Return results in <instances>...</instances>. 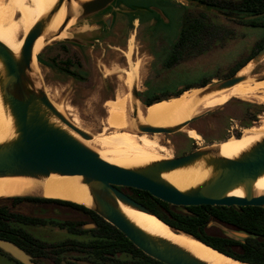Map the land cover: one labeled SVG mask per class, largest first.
<instances>
[{
    "label": "water",
    "instance_id": "95a60500",
    "mask_svg": "<svg viewBox=\"0 0 264 264\" xmlns=\"http://www.w3.org/2000/svg\"><path fill=\"white\" fill-rule=\"evenodd\" d=\"M112 2L113 0H55L28 29L17 53L0 41V101L4 113L10 118L12 129L11 135L0 141V177L41 180L51 174L77 176L89 198V205H83L117 228L144 254L165 264H211L173 241L144 230L128 218L122 210V205L154 214L119 187L147 191L153 197L175 206L203 204L264 208V192L257 194L254 188L256 181L264 177V135L231 157L221 155L219 147L210 144L179 156L163 157L141 165H117L104 160L94 149L83 143V140H89L93 136L76 126L53 104L45 92L39 72L34 67L35 41L44 35L62 7L65 9L64 17L57 30L45 38L47 43L60 36L71 19L85 18L105 9ZM73 4L77 5L74 10ZM153 9L162 14L159 9ZM211 11L244 20L264 15V12H260L237 17L215 8H211ZM68 40L79 43L76 38ZM263 57L264 45L229 77L195 87L201 89L193 101L246 81ZM241 70L244 72L241 73ZM253 80L258 82L264 78L253 77ZM130 97L132 101L133 93ZM151 104H146L145 107ZM213 109H206L181 123L168 126L140 122L136 111H133L135 131L147 135L173 134L189 127L192 122ZM190 168L204 171L205 177L188 188L179 189L163 177V174ZM236 189L241 191V195H229ZM92 226L90 223L84 225L85 228ZM231 233L232 235L228 234L230 237L241 241L248 236L243 231L232 230ZM0 249L22 264H38L20 247L6 239L0 238ZM221 254L240 264H252Z\"/></svg>",
    "mask_w": 264,
    "mask_h": 264
},
{
    "label": "trees",
    "instance_id": "16d2710c",
    "mask_svg": "<svg viewBox=\"0 0 264 264\" xmlns=\"http://www.w3.org/2000/svg\"><path fill=\"white\" fill-rule=\"evenodd\" d=\"M193 1L205 2L211 8L223 10L228 14L240 17L264 12V0ZM237 21L254 28L264 29V15L249 20L240 18ZM195 26L196 51L204 49L210 41L211 43L214 42L226 31V29L221 30V26L214 24L207 17L203 16L201 18L196 17ZM263 45L264 34L255 41L252 49L245 56L238 58L229 67L226 76L232 75L239 70ZM37 60L40 64L54 68L61 73L66 71V64L57 55L43 58L38 54ZM209 82V78H204L198 85H185L172 94L147 99V104L167 99L171 96H178L188 88L203 86ZM243 104L249 106L246 102ZM256 108L251 115L253 118L260 112H264L263 106H257ZM243 126L250 127V124L243 123ZM237 136L239 135L237 134ZM184 153L186 152L182 154ZM119 189L144 205L151 213L173 230L190 235L204 245L210 246L234 259L252 264H264V208L259 206L227 207L203 204L196 206H175L153 197L149 192L144 190L132 187H119ZM0 203H3V205H0V238L10 239L18 243V245L20 244L18 241L22 239L34 241L36 258L40 256L39 253L44 248V243L37 239L35 240L22 228L15 227L9 221L10 219L13 218L20 222L32 224L49 222L52 226L64 229L68 233L80 235L79 238L81 239L79 240L77 237H69L47 245L51 251L52 262L55 264H61L63 261L66 264H79L77 261L67 258L65 256L67 252L80 253L86 259L95 260L97 264H165L144 254L117 228L83 204L35 195L0 197ZM25 204L31 210L40 208L46 209L48 212H44L45 214L42 215L22 212L20 206ZM64 211L68 212L65 214H71L62 215ZM89 222L93 223L94 226L85 228L84 225ZM218 225L246 232L248 236L243 241L238 240L224 233ZM16 234L17 237L15 238L13 235ZM0 251L2 252L1 249ZM4 254L13 259L7 253L4 252ZM16 262L19 263L18 261Z\"/></svg>",
    "mask_w": 264,
    "mask_h": 264
},
{
    "label": "bare ground",
    "instance_id": "6f19581e",
    "mask_svg": "<svg viewBox=\"0 0 264 264\" xmlns=\"http://www.w3.org/2000/svg\"><path fill=\"white\" fill-rule=\"evenodd\" d=\"M54 2L55 0H0V41L17 53L21 47L23 36L28 29ZM76 7L77 5L73 4V10ZM64 13L65 9L62 7L48 25L44 35H41L35 41L33 54L35 57L34 67L37 71L36 55L46 45L45 38L57 30ZM16 14H18L17 18H15ZM64 31L60 36L53 39L63 36ZM20 34L21 37L19 38ZM136 68L137 63L134 69L136 70ZM243 72L244 70H241V73ZM125 83L127 87L128 84L130 87L133 83L132 74L129 78L127 75ZM200 89L190 88V90H186L178 96H171L169 99L152 103L150 106L138 111V120L156 126H168L181 123L206 109L220 106L229 97L234 96L243 100L258 102L264 101V80L256 82L253 77L228 89L193 101L194 96ZM115 96L114 100H106V122L109 127L124 129V131L109 132L107 135L104 133L95 135L89 140H83V143L94 149L104 160L121 166L141 165L163 157H171V153L159 144V134H137L130 129L132 128V122L128 120L129 101L131 100L129 93L119 90ZM53 104L60 110L55 102ZM77 120L73 118L71 121L79 127ZM181 131L192 138H199V135L192 128L185 127ZM11 133L10 118L4 113L0 101V141L8 138ZM262 135H264V117L261 118L258 126L244 128L241 137L214 143L213 146L219 147L221 155L231 157ZM159 149L163 152H160ZM163 177L175 187L185 189L201 181L205 177V172L190 168L166 173L163 174ZM254 188L257 194L264 192V177L256 181ZM29 194H38L42 197L89 205L85 187L79 183L77 176L51 174L41 180L24 177H0V196H24ZM229 195H241V191L236 189L230 192ZM121 207L126 216L144 230L173 241L204 261L211 264H240L191 236L171 229L154 215L123 205Z\"/></svg>",
    "mask_w": 264,
    "mask_h": 264
},
{
    "label": "flooded vegetation",
    "instance_id": "af4514ba",
    "mask_svg": "<svg viewBox=\"0 0 264 264\" xmlns=\"http://www.w3.org/2000/svg\"><path fill=\"white\" fill-rule=\"evenodd\" d=\"M154 7L159 9L162 14L153 9ZM174 7L181 10L180 23L176 30L170 26L172 19L168 12ZM210 11L211 7L207 3L198 2L197 5V2L193 0H168L167 2L161 0H113L105 9L85 18L75 17L67 23L63 29L65 34L59 43L60 59L66 64V71L62 74L83 83L93 80L96 76L100 78L101 86L97 92L102 97V107L105 106L108 99H115L119 90L129 93V95L133 93L134 99L129 101L131 113L129 120L132 122V128L135 129L133 111L138 114V111L144 109L147 99L158 97L154 94L155 89L174 81L179 74L178 67L189 65L195 58V20L196 17L201 18L202 16L208 19ZM219 11L226 13L223 10ZM79 13L80 9L78 15ZM231 19L238 20L240 18ZM68 28L69 31H67ZM72 38L78 39L79 43L68 40ZM134 61L137 63L136 70ZM107 71L112 72L107 73ZM131 74L134 83L130 87L128 84V88L125 85V80L127 75L129 78ZM183 87L174 90L173 93ZM231 98L238 97H229L222 103H227ZM195 122H192L188 128H196ZM196 130L200 132L199 129L196 128ZM174 134H178V132L163 134L161 137L170 139ZM196 134L198 133L196 132ZM192 143L198 144L197 141ZM174 156H179V154L175 153ZM9 221L15 227L25 230L35 240L44 243L46 247L42 248L40 256L36 258L34 241L28 239L18 241L17 239L21 244L18 245L15 241L6 240L20 247L38 264H55L52 262L51 251L47 246L54 242L38 234L41 230L52 227L51 223L32 224L13 218ZM59 230L63 232V236H60L57 241L69 237H80V235L68 233L64 229ZM13 236L16 238L17 234ZM13 259L4 254L3 250L0 251V260L10 264H22Z\"/></svg>",
    "mask_w": 264,
    "mask_h": 264
},
{
    "label": "rangeland",
    "instance_id": "374dc122",
    "mask_svg": "<svg viewBox=\"0 0 264 264\" xmlns=\"http://www.w3.org/2000/svg\"><path fill=\"white\" fill-rule=\"evenodd\" d=\"M161 1L167 2L168 0ZM168 12L172 19L170 26L172 29L176 30L180 23L181 10L174 7L173 9H169ZM208 15V19L211 22L221 26V30L226 29V31L214 42L211 43L210 41L204 49L196 51L195 58L189 65L179 66L177 71L179 74H177L174 81L156 88L154 94L158 95V97L172 94L174 90L185 85H198L204 78H209V83L221 80L226 76L229 67L232 66L238 58L245 56L250 49H252L255 41L264 34V29L262 28L248 26L247 24L216 14L215 12L210 11ZM17 17L18 14L15 15V18ZM67 31H69V28ZM18 37L20 38L21 34ZM61 38L62 37L50 40L38 54L43 58L52 55H57L58 58H61L59 51ZM37 68L42 85L49 99L53 103H56L69 120L73 118L78 119L77 122L81 129L92 136L101 135L103 133L107 135L109 132L112 133L114 131H124V129H114L107 125V112L105 111V106L102 107V97L99 96L97 92L100 90L101 86L100 78L96 76L87 83L79 82L54 68H49L40 64L38 60ZM110 72L112 71H107V73ZM251 77L264 78V57L253 68ZM108 100H114V98ZM245 102L248 103L249 106L243 104ZM257 106L264 107V101L258 102L255 100L231 98L227 103L215 107L206 116L195 122L196 128L200 130V132H198L196 128L194 129L199 134V138H192L185 132L179 131L178 134H174L170 139L166 137L162 138L161 135L163 136V134L159 135V144L164 146L165 149L174 156L175 153L182 154L196 147L228 141L231 138L236 139L241 137L243 129L246 128L243 126V123L250 124V126H258L260 124L261 118L264 117V112H260L255 118L251 116L255 109H257ZM246 109H248V111H246ZM129 118H131L130 111L128 112V120ZM130 129L137 133L134 128ZM237 134L239 136H237ZM194 141H197L198 144L192 143ZM159 151L163 152V150L160 149ZM29 195L40 196L38 194ZM20 209L25 213L39 215L48 212V210L40 208L31 210L26 204L20 206ZM65 213L68 212L64 211V213L61 214L64 215ZM70 214L71 213L65 215ZM218 226L227 235H232L231 231L233 229L221 225ZM62 233L63 232L57 227L52 226L41 230L38 234L55 242L60 239V236H63ZM77 239L79 240L81 238L78 237ZM65 256L72 261H77L79 264L82 262L97 264L95 260L86 259L82 254L77 252H67ZM0 264L10 263L0 260ZM61 264H66V262L63 261Z\"/></svg>",
    "mask_w": 264,
    "mask_h": 264
}]
</instances>
